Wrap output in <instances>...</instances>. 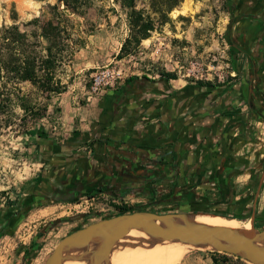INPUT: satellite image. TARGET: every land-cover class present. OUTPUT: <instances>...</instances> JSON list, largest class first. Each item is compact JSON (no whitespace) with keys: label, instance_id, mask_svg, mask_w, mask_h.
Listing matches in <instances>:
<instances>
[{"label":"rangeland","instance_id":"rangeland-1","mask_svg":"<svg viewBox=\"0 0 264 264\" xmlns=\"http://www.w3.org/2000/svg\"><path fill=\"white\" fill-rule=\"evenodd\" d=\"M183 1L170 10L159 12L152 6V0H135L143 17L153 21V29L137 45L132 42L123 50L121 46L130 32L127 10L119 0H85L81 13L63 12L71 36L76 41L80 40L71 55L69 48L63 45L52 50L55 56L51 68L52 81L65 87L60 92L50 93L28 81L19 82L20 98L10 107L0 108V216L13 212L26 202L24 184L41 169L50 145L56 147L54 142L64 141L70 136L82 137L67 129L66 120L74 112L91 107L94 97L120 87L127 80L161 79L166 73L174 76L169 79L170 84L202 90L229 87L240 80L233 67L228 39L232 16L226 10L225 0H189L190 10L186 14L175 11ZM163 2L160 0V5ZM55 3L58 0H0V27L16 23L21 30L39 34V29L28 21L35 17L47 19L48 7ZM59 8L62 10L63 6ZM33 40H36V52L46 54V41L38 35ZM106 70L114 71L113 85L93 92V77ZM22 98L33 106L32 110H23L17 105ZM237 104L246 107L245 101L238 100ZM250 129L255 139L245 142L240 156L246 166L253 164L254 168L241 180L250 178L254 172L257 175L261 171L264 173V119L253 117ZM94 194L95 207L75 204L84 197L71 202L42 201L24 213L20 220H14L0 236V264H44L55 244L66 234L117 214L123 207L177 212L186 207L158 204L133 193L119 194L129 196L133 200L130 205H113L110 202L113 194L103 191ZM256 200L259 205L257 202L255 209L247 208L241 212L244 218L236 219L249 222L251 216H257L254 226L264 230V215H261L264 212V195L260 199V191ZM207 206L199 203L192 205L190 210L210 212ZM215 208L227 210L222 206ZM42 210L45 213H40ZM227 212L226 216L231 217V213L237 211ZM142 240V236H134L126 247H139ZM199 250L187 247L176 264H180L187 253ZM205 251L211 253V257H224L226 261L223 264H251L233 254Z\"/></svg>","mask_w":264,"mask_h":264},{"label":"crops","instance_id":"crops-1","mask_svg":"<svg viewBox=\"0 0 264 264\" xmlns=\"http://www.w3.org/2000/svg\"><path fill=\"white\" fill-rule=\"evenodd\" d=\"M234 4L228 39L239 81L202 90L136 78L94 97L91 107L66 120L82 137L50 145L41 169L24 184L25 203L71 202L84 194H76L81 186L113 194L109 186L168 204L164 196L181 200L189 188L198 204L228 208L240 201L255 209L260 185L241 180L254 167L237 168L246 165L240 155L255 139L253 117L237 101L252 97L255 87L264 89V0ZM180 264H212L211 253H187Z\"/></svg>","mask_w":264,"mask_h":264},{"label":"water","instance_id":"water-1","mask_svg":"<svg viewBox=\"0 0 264 264\" xmlns=\"http://www.w3.org/2000/svg\"><path fill=\"white\" fill-rule=\"evenodd\" d=\"M198 213L226 216L191 210L177 212L136 209L119 212L66 234L55 244L44 264H63L67 260L109 264L110 254L118 248L128 246L129 240L133 241L134 236L144 238L140 246L158 241H173L188 244V247L195 249L233 254L251 264H264V230L254 226L253 216L249 219L248 227H228L190 219ZM253 233L255 238L250 240ZM90 246L91 250H88Z\"/></svg>","mask_w":264,"mask_h":264},{"label":"trees","instance_id":"trees-1","mask_svg":"<svg viewBox=\"0 0 264 264\" xmlns=\"http://www.w3.org/2000/svg\"><path fill=\"white\" fill-rule=\"evenodd\" d=\"M119 1L120 5L127 10L130 32L121 46V50H123L128 44L134 42L137 45L141 38L147 37L149 31L153 29V21L149 17H143L142 11L136 8L135 0ZM180 1L164 0L163 4L160 5V0H152V6L158 8L159 12H163L164 9L170 10L178 5ZM60 5L63 6L62 10L59 8ZM84 5L85 0H58V3L49 5L47 19L40 20L35 17L28 21V24H34L39 29V34L21 30L16 23L0 27V108L10 107L14 101L20 98L21 88L18 86L19 82L28 81L40 90L50 93L60 92L65 87L59 82L52 81L53 72L51 68L55 59L52 50L63 45L69 48V54L71 55L74 47L80 43V40H77V42L71 36L63 12L81 13ZM225 7L228 12H233L235 9L234 0H225ZM36 35L46 41L44 47L46 54H40L34 49L36 40H33V38ZM37 60H39V64H37ZM163 75L167 80L174 77L173 74L168 73ZM25 100V98H22L17 105L23 110H32L33 106ZM133 210L136 209L123 207L120 212ZM227 210H236V213H231V217L243 219L241 212L245 211L246 208L243 207L242 202L238 201L237 203H230ZM209 213L228 215L226 210L210 211ZM261 215H264V212ZM212 253L220 252L212 251ZM222 254L227 255V253ZM225 261L224 257L221 259L212 257V264H223Z\"/></svg>","mask_w":264,"mask_h":264},{"label":"bare ground","instance_id":"bare-ground-1","mask_svg":"<svg viewBox=\"0 0 264 264\" xmlns=\"http://www.w3.org/2000/svg\"><path fill=\"white\" fill-rule=\"evenodd\" d=\"M190 10L189 0H184L175 11L186 14ZM45 213V210L40 211ZM199 223L210 225H224L228 227H248L249 222L226 216H212L210 214H195L190 218ZM136 232V231H135ZM140 232V231H139ZM135 234V233H133ZM255 238L252 234L250 240ZM189 245L173 241H158L133 248H118L110 254L111 264H176L183 257ZM91 250V246L88 248ZM63 264H87L86 260H67Z\"/></svg>","mask_w":264,"mask_h":264},{"label":"flooded vegetation","instance_id":"flooded-vegetation-1","mask_svg":"<svg viewBox=\"0 0 264 264\" xmlns=\"http://www.w3.org/2000/svg\"><path fill=\"white\" fill-rule=\"evenodd\" d=\"M134 79H136V78H134ZM134 79H132L131 81H134ZM140 79L146 80V77L140 78ZM168 81L169 80L165 79L164 77L160 79V82L163 84H166ZM252 93H253L252 97L245 98V101L247 102L246 107L248 106L249 114H250V116H252L256 119H259V120L264 119V89L261 87H255L254 89H252ZM205 116H206V114H203L202 116L199 117V120L202 121L205 118ZM252 167H254L253 164L249 165V166L241 165V166H238L237 168L239 169V171L240 170L243 171V170H248V168H252ZM254 173H252V175L250 177V181L252 183L256 182L257 185L259 184L260 185L259 189L261 190V188L262 189L264 188V173L262 174V171L258 175L254 174ZM197 181H201V179H199V180L197 179ZM107 188L112 190V193L114 195L120 194L118 192L120 187L119 188H112V187L108 186ZM137 188L138 189H146L145 186H137ZM103 189H106V187L104 188L103 186H101V187L81 186V187L77 188L76 194L84 192L85 195H90L92 193L94 194L96 192H101ZM187 190L188 191L185 194H180V196L182 198L181 200H178L176 198V196H178L177 194L176 195L175 194H170V195L167 194L166 196L163 197V199L165 201H168V204H167L168 206H174V207L177 206V208H178V207H182V206L186 205V207H183V210L189 211L191 209V206L198 204L199 201H195L194 199H191L190 197H192V192H190L189 188ZM84 194H82V195H84ZM53 195L48 194V195H46V197H53ZM82 195H79L78 197H80ZM69 197L74 198L75 196H68V198ZM75 200H73V201H75ZM36 204H37L36 202L30 201V202L22 204L18 208H15L13 210V212H10L9 214H6L5 216L4 215L0 216V236L3 234V232H5V230H7L9 228V226L14 222V220H20L21 216L24 213L28 212L32 207L36 206ZM207 205H208L207 207H208L209 211L210 210L213 212L219 211V209L215 208L218 205H214L213 203H208ZM165 211H169V210L167 209ZM226 211H228V210H226ZM254 220H257V216H253V222H254Z\"/></svg>","mask_w":264,"mask_h":264},{"label":"built area","instance_id":"built-area-1","mask_svg":"<svg viewBox=\"0 0 264 264\" xmlns=\"http://www.w3.org/2000/svg\"><path fill=\"white\" fill-rule=\"evenodd\" d=\"M115 81V76H114V71L113 70H106L105 72H102L100 74H96L93 77L92 80V86L91 89L93 92H96L97 90H101L102 87H106L107 85L112 86ZM85 198L84 200H80L78 202L75 201L76 205L83 206V207H95L93 206V200L96 197V194L93 195H83L80 196V198ZM90 200V203L87 204V202ZM113 205H119V204H124V205H130L133 200L129 198V196H119V195H114V197L110 200ZM106 204V203H105ZM103 208H101L102 210Z\"/></svg>","mask_w":264,"mask_h":264}]
</instances>
